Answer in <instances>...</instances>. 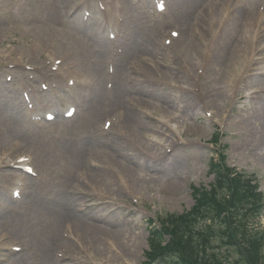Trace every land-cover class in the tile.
<instances>
[{
	"label": "bare ground",
	"instance_id": "obj_1",
	"mask_svg": "<svg viewBox=\"0 0 264 264\" xmlns=\"http://www.w3.org/2000/svg\"><path fill=\"white\" fill-rule=\"evenodd\" d=\"M103 1L106 6L105 20H109L110 31L119 32L126 38L124 45L118 47L122 50L121 54H117L118 49L113 47L109 38L96 33L95 27H99V24L94 22L90 25L88 30H93L92 34L80 33L76 27L79 11L84 5H90L91 0H0V7L10 4L5 13L12 20L13 30L15 24L22 23L38 38V48L34 52L37 55L47 52L45 59L49 61L41 67L44 77L62 90H68V79H75L77 94L92 96L85 113L92 131L84 138L85 143L68 135V140L59 150L46 148L47 138L55 128L57 132V123L34 131L25 120L27 112L14 107L12 114H5L0 108V154L7 157L9 151H4L6 142H13L17 152H32L36 157L29 155L37 177H23L13 172L11 167L15 157H11L12 161L1 163L4 184L7 188L18 186L17 192L20 193V199L14 203H9L6 190L0 195L1 263L88 264L80 258L75 260V255L80 256L76 253L95 250L96 259H111L107 251L110 242L111 248L119 246L120 252L132 259L133 249L138 244L127 227L118 222L104 221L101 215L103 211H95L105 207L106 196H118L116 198L120 199L123 193H128L130 185L140 184L145 173L140 156L142 153L139 148L140 155H126L122 159L113 157L106 147V141H101L100 137L110 134L116 125L112 124L110 130L100 134L96 129L101 117L116 118L119 121L120 139L125 134L141 143L146 127L135 116L138 117L139 109L147 106L150 93L139 89L138 83L143 84L144 80H139L136 88L129 90L125 76L126 70L137 64L152 69L153 65L144 63L153 59L154 52H163L173 61L167 64L169 71L166 76L173 74L176 80L181 81L186 93L182 96L187 106L194 103L199 107L202 103L204 108L214 111L210 105L215 106L214 103H219L223 96L220 88L212 87L215 78L220 84H225L234 73H238L237 80H243L248 75L256 77L253 80L256 89L251 90H256L253 96L260 97L259 112L264 115V96H260L264 79L258 77L262 76L259 74L262 70L254 69L264 64V0H174L163 14L159 27L153 31L146 30L136 0ZM71 15L72 20L69 22ZM169 29H173L179 38L174 39L175 36L170 34L168 40H173L172 46L166 48L164 46L170 42L166 43L164 38ZM65 37L70 41L65 42ZM92 39H97L98 43L93 44ZM11 64L14 68L19 67L18 64L3 60L0 69L8 71L6 69ZM111 65L117 71L114 77L108 74ZM50 67L56 68L57 72L53 73ZM199 68L204 70L202 80L206 86L203 90L198 89L197 84L189 88L195 81L194 76L198 78ZM13 81H1L0 89L9 90V84ZM108 83L114 84L113 90L108 89ZM36 90L41 92L39 88ZM199 91L206 99L209 98L206 102L201 100ZM3 94L1 91V99L6 98L5 102L11 104L13 98L7 92ZM47 94L41 93L44 98L38 102L37 109L40 111L53 106L55 102L56 90L53 87ZM158 97L161 111L171 115L177 112L175 101L165 94H159ZM62 131L64 134L65 131ZM12 136H17L16 141H6ZM108 146L111 151H117L115 147ZM126 180L127 188H123ZM49 187H53L52 194L56 197L51 200L52 203L43 201L42 197L44 190ZM95 196L99 198L96 200ZM61 229L63 233L59 236ZM14 245L20 246L17 254L12 250L5 251ZM53 249H57L56 259ZM59 254L63 257L59 258ZM111 261L117 263L118 259L115 257Z\"/></svg>",
	"mask_w": 264,
	"mask_h": 264
},
{
	"label": "rangeland",
	"instance_id": "obj_2",
	"mask_svg": "<svg viewBox=\"0 0 264 264\" xmlns=\"http://www.w3.org/2000/svg\"><path fill=\"white\" fill-rule=\"evenodd\" d=\"M143 1V0H142ZM157 0H154L153 11L147 6L142 4L143 14L146 16L144 22L148 25H153L157 20L156 17L160 15L157 13ZM168 8L174 0H162ZM9 3L3 4L0 7V62L7 60L9 62L18 64L19 67L10 65L5 71L0 69V82L6 81L12 74L15 75V80L9 88L11 91H18L16 98L14 99L13 93L7 89H0L4 94L8 93L9 97L13 98V102H5L7 99L0 96V108L4 110L5 114H12V109L17 106L19 102H23L22 92L23 87L29 85H35L41 83L39 88L41 90L42 85L50 86L51 81H47L44 77V73L40 74L38 69L44 67L49 61L45 59L46 53L37 55L34 52L35 48H38V38L35 33L24 27L22 23L15 24V28H12V20L6 15V8ZM83 15V11L81 12ZM81 14L79 15V21L75 20L76 27L80 33L92 34L93 30H88L90 27H84L81 20ZM72 15L68 18L71 22ZM100 22V20H99ZM97 34L103 33V25L95 27ZM173 29L168 30L169 37ZM107 36V35H106ZM66 41L70 39L65 37ZM125 41V40H124ZM12 44H11V43ZM116 43L118 42L115 41ZM93 44H97V39H92ZM118 46V45H117ZM45 54V55H43ZM262 57V56H260ZM173 61L165 53L154 52L153 59H148L147 65H153L152 69L142 67V65H135L131 69L126 70L125 81L129 90H132L139 80H144L143 84L138 83L139 89L147 90L150 95L148 96V104L145 108L139 109L138 117L136 120L141 119V123L146 127L145 135L142 136L141 143H137L134 138L126 136L124 134L122 140L120 139L121 132L119 131V121L115 122V129L107 134L105 137H100L101 141H106V147L111 152L113 157L126 155H136L138 149L142 153V165H143V179L140 184L133 186L130 185L128 193H123L120 199L116 197L106 196V205L100 210H92L91 212L103 213L101 214L104 221L118 222L124 224L134 240L137 242L138 247L133 249L132 259L130 256L120 252L119 246L115 245L111 248L112 242L107 245V251L110 254L111 259H118V262H109L111 259H96L95 250H86L85 252H77L80 256L75 255L74 259L78 258L86 261L88 264H144L146 262L145 254L149 250L148 246V221L155 220L160 217H167L173 214H183L191 210L195 204L192 196L193 187L209 186L213 183V179L209 175V163L214 156L213 144H215L216 134L220 131L223 135L221 143L224 147H227L226 154L228 156V165L236 167L239 172H246L253 176L260 183L259 191L264 197V115L259 112L260 97L247 95L254 92L251 89H256L253 76L248 75L243 80L239 79L238 73H234L228 83L220 84L218 79L215 78V83L212 87L220 88L223 93L219 103L216 101L215 106L210 105L211 110L204 108V104H200L197 107L194 103H189L187 106L182 94H186L185 90L181 86V81L176 80L173 74L166 76L167 64H172ZM32 69L30 71L29 69ZM200 69V72L198 71ZM197 69L198 78L194 76L192 85L189 88L197 84L198 89L205 88L206 83L202 80L204 70L202 68ZM256 70H262V76L264 74V64H259L255 67ZM34 70V71H33ZM50 70L55 73L56 68L50 67ZM152 70V72H151ZM129 72V73H128ZM162 74H158V73ZM12 73V74H11ZM114 73H111V75ZM259 79H264V77ZM237 77V79H235ZM258 79V78H257ZM221 85V87L218 86ZM75 84L70 83L69 88H73ZM137 86V85H136ZM7 90V91H6ZM64 90L59 91L60 99L56 103L55 111L59 115L66 113L70 107H75L76 115L73 119H68V122H58L57 132L56 128L46 140L47 150H59L62 148L63 143L68 140V135L79 140L83 143L84 138L87 137L89 131L88 118H85L86 108L88 106V99L85 96L77 94V89L73 93L71 90L69 93H63ZM207 90H204L206 92ZM261 97L264 96V89H262ZM201 100L205 102L206 99L199 91ZM256 93V90H255ZM3 94V95H4ZM159 94H165L169 99L177 103V109L174 115H171L164 110L161 111ZM219 94V93H218ZM204 97V98H203ZM31 100H35L38 96L33 94L30 96ZM199 98V97H197ZM15 103L17 104L15 106ZM70 104L74 105L71 106ZM207 104V103H206ZM160 107V109H159ZM159 109V110H158ZM206 111L213 115V118L208 119ZM42 116H46L47 113H57L53 111H43ZM128 116V115H127ZM123 117L122 119H125ZM29 122L30 117H28ZM109 119V120H108ZM113 118L103 116L98 120V126L96 131L99 134L108 130L104 126L106 120L110 121ZM34 122L32 129L39 131L44 124L49 123L45 120H37V117H33ZM216 121V122H215ZM225 125H219L222 123ZM38 123H41L40 125ZM104 123V124H103ZM216 123V124H215ZM112 124H114L112 122ZM38 125V126H37ZM52 125V124H50ZM48 126V125H47ZM65 131L63 134L62 129ZM54 135V138H53ZM17 136H12L6 141H16ZM119 140V142H118ZM7 148L4 150L9 151L6 153L7 157L0 154V166L1 163L12 161L11 157H15L14 166L22 156H28L26 160L31 159L29 154L35 156L32 152L27 151L26 154L23 151L17 152V147L13 145V142H6ZM81 144V145H82ZM109 145L115 147L116 150L111 151ZM57 146V149L53 147ZM1 150V149H0ZM10 153V157H9ZM36 157V156H35ZM18 165V164H17ZM14 172L21 176H30L28 173H24L17 168H11ZM4 170L0 169V195L2 191H7L8 201L11 203V191H15L18 186H12L7 188L3 182ZM256 176V177H255ZM28 182V180H27ZM26 182V183H27ZM72 183V181H71ZM122 185V184H120ZM123 188H127V180L122 185ZM53 187L46 188L42 193L44 197L43 201H49L56 199L52 194ZM91 195L93 196L92 192ZM102 195V194H101ZM30 196V194H29ZM27 197V200L29 198ZM2 198V197H0ZM96 200L99 196L94 197ZM2 201H0L1 204ZM52 203V202H51ZM85 216V213L82 217ZM261 229L264 230V213L259 222ZM63 229L59 231V236L62 234ZM3 248V246H2ZM16 248L20 249V246L14 245L11 249L13 252H19ZM58 249V248H57ZM53 249V255L56 259V251ZM17 254V253H15ZM2 255V249L0 245V258ZM121 257H118L120 256ZM62 254H59V258ZM0 264H4L1 263Z\"/></svg>",
	"mask_w": 264,
	"mask_h": 264
},
{
	"label": "trees",
	"instance_id": "obj_3",
	"mask_svg": "<svg viewBox=\"0 0 264 264\" xmlns=\"http://www.w3.org/2000/svg\"><path fill=\"white\" fill-rule=\"evenodd\" d=\"M217 182L196 194V207L153 227L151 264H264V198L247 176L214 165Z\"/></svg>",
	"mask_w": 264,
	"mask_h": 264
}]
</instances>
